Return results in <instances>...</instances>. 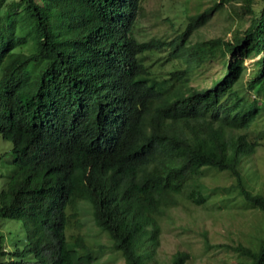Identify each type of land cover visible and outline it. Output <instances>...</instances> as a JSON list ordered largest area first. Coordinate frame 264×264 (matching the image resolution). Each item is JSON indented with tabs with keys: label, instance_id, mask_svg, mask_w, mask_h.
<instances>
[{
	"label": "trees",
	"instance_id": "obj_1",
	"mask_svg": "<svg viewBox=\"0 0 264 264\" xmlns=\"http://www.w3.org/2000/svg\"><path fill=\"white\" fill-rule=\"evenodd\" d=\"M232 3L247 13L245 25ZM224 4L236 22L230 36L184 42ZM2 6L0 136L11 142L14 170L0 187V217L19 219L25 242L5 250L0 236V264L5 254L8 264L27 253L39 264L95 259L96 248L80 233H65L80 199L90 202L95 225L113 236L122 264H156L163 209L175 195L199 207L212 198L213 189L205 193L200 181L204 166L227 170L241 207L264 211V189L253 188L255 179L240 164V154H253L264 136V124L248 130L264 113V0L257 9L253 0H216L184 16L169 39L140 41L131 28L142 0H0ZM17 12L27 23L22 31ZM29 33L31 50L15 51ZM168 46L176 63L165 73L150 72L144 55ZM254 55L242 85L243 59ZM215 56L223 73L207 86L189 85L186 77ZM255 239V248L212 245L264 264V231ZM189 258L177 248L169 262Z\"/></svg>",
	"mask_w": 264,
	"mask_h": 264
},
{
	"label": "rangeland",
	"instance_id": "obj_2",
	"mask_svg": "<svg viewBox=\"0 0 264 264\" xmlns=\"http://www.w3.org/2000/svg\"><path fill=\"white\" fill-rule=\"evenodd\" d=\"M184 1L187 0H142V8L131 28L132 36L138 41L147 40L150 37L169 39L184 26V16L199 12L216 0H188V3L183 4ZM253 1V9L259 8L262 0ZM231 6H234L237 14L241 13L242 25H245L247 13L241 12L237 3H232ZM157 10H160V15L157 14ZM229 10L230 4H224L218 9L212 10L205 23L197 25L188 32L184 42H192L198 39V36L201 38L220 34L223 38L230 36V29L236 22L235 20L230 21ZM4 11L5 7L2 6L0 12L3 14ZM14 16L18 17L16 29L22 31L27 24L24 15L22 12H17ZM164 16L172 19V25L162 19ZM32 35L33 33H29L26 37L27 43L16 46L14 50L29 52ZM169 49L170 46L161 48L157 52H147L144 55L150 72L153 69L165 73L172 68L176 60L168 59ZM257 56L243 59L245 71L240 84H244L247 72L252 70L253 61ZM226 57L228 58L229 55ZM220 59H222L220 56H215L204 61L201 67L186 77V82L198 87L207 86L213 77L220 76L224 71H222L223 64ZM218 73L219 75H217ZM262 124H264V113L248 127V130L255 132ZM10 148L11 142L0 136V187L5 182L7 174L14 170L10 161ZM229 149H231L230 145ZM240 164L243 171H246L245 173L248 175L251 173L255 179L253 188L264 189V136L258 140L253 154L250 156L240 154ZM202 169L203 174L200 176V181L207 186L205 193H210L213 189V192L210 193L212 198L203 204L204 207L195 206L183 196L175 195V203L163 209L164 212L159 220L158 213L155 212L160 224V245L157 249L156 264H170L169 256L177 248L189 251L188 264H249L247 259L237 257L233 250L212 244L238 241L255 248L257 246L255 238L264 231V211L256 207H241L244 205V200L236 196L235 186L231 185L234 179L227 170H220L212 166H204ZM214 202L217 205L224 204L225 206L214 209L211 207ZM75 210L74 223L70 226L66 224L65 233L67 236L68 233L76 230L75 232L83 236L88 246L96 248L97 256L88 264H122L121 255L110 245V241L112 244L114 239L113 236L107 229L95 225L90 202L86 199L78 200ZM202 231H205L207 243L203 240ZM0 236L5 250H12L14 246L21 247L25 242L21 221L0 217ZM9 257L8 254H5L1 259L5 261V264H8ZM11 259L16 260L11 264H39L30 253Z\"/></svg>",
	"mask_w": 264,
	"mask_h": 264
},
{
	"label": "clouds",
	"instance_id": "obj_3",
	"mask_svg": "<svg viewBox=\"0 0 264 264\" xmlns=\"http://www.w3.org/2000/svg\"><path fill=\"white\" fill-rule=\"evenodd\" d=\"M138 15V14H137ZM137 17V16H136Z\"/></svg>",
	"mask_w": 264,
	"mask_h": 264
}]
</instances>
